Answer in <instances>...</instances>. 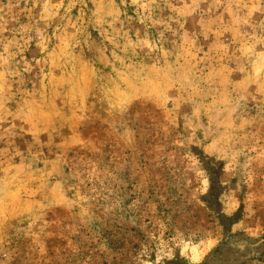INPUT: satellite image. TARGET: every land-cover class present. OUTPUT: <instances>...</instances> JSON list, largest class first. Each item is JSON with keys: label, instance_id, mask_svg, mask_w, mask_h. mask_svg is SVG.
<instances>
[{"label": "rangeland", "instance_id": "374dc122", "mask_svg": "<svg viewBox=\"0 0 264 264\" xmlns=\"http://www.w3.org/2000/svg\"><path fill=\"white\" fill-rule=\"evenodd\" d=\"M0 264H264V0H0Z\"/></svg>", "mask_w": 264, "mask_h": 264}]
</instances>
